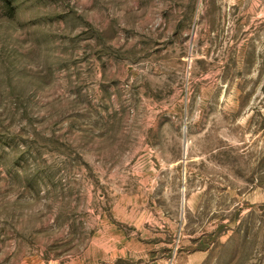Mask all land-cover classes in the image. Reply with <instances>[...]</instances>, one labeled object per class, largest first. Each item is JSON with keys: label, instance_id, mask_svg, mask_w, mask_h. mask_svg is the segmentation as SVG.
<instances>
[{"label": "rangeland", "instance_id": "374dc122", "mask_svg": "<svg viewBox=\"0 0 264 264\" xmlns=\"http://www.w3.org/2000/svg\"><path fill=\"white\" fill-rule=\"evenodd\" d=\"M0 2V264H264V0Z\"/></svg>", "mask_w": 264, "mask_h": 264}, {"label": "trees", "instance_id": "16d2710c", "mask_svg": "<svg viewBox=\"0 0 264 264\" xmlns=\"http://www.w3.org/2000/svg\"><path fill=\"white\" fill-rule=\"evenodd\" d=\"M1 1H2V2L4 1L5 4H9L8 0H0V2H1Z\"/></svg>", "mask_w": 264, "mask_h": 264}]
</instances>
